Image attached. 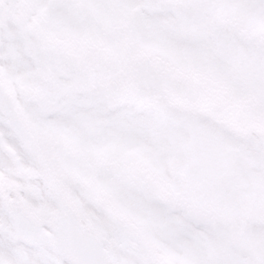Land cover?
I'll use <instances>...</instances> for the list:
<instances>
[{
  "label": "snow or ice",
  "instance_id": "obj_1",
  "mask_svg": "<svg viewBox=\"0 0 264 264\" xmlns=\"http://www.w3.org/2000/svg\"><path fill=\"white\" fill-rule=\"evenodd\" d=\"M0 264H264V0H0Z\"/></svg>",
  "mask_w": 264,
  "mask_h": 264
}]
</instances>
